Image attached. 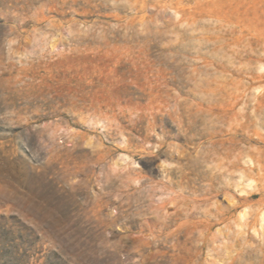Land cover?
<instances>
[{"label":"rangeland","instance_id":"rangeland-1","mask_svg":"<svg viewBox=\"0 0 264 264\" xmlns=\"http://www.w3.org/2000/svg\"><path fill=\"white\" fill-rule=\"evenodd\" d=\"M135 1L0 0V264H264V0Z\"/></svg>","mask_w":264,"mask_h":264},{"label":"bare ground","instance_id":"bare-ground-1","mask_svg":"<svg viewBox=\"0 0 264 264\" xmlns=\"http://www.w3.org/2000/svg\"><path fill=\"white\" fill-rule=\"evenodd\" d=\"M204 1L206 0H158L160 3H165L160 8H170L180 16L186 14L188 6L190 8L193 5V7L199 8L204 4ZM209 2L216 5L218 0H210ZM144 4L146 5L147 3L144 2ZM144 7L134 0L133 9L138 13L144 12ZM249 158L251 164L248 167L242 165L238 167L242 178H244V183H247L246 186L243 185L241 187L243 195L239 197L233 196L232 200L234 207L242 208V213L240 212L242 214L241 218L244 219L242 228L247 229L248 232L251 229L258 232L260 228L264 229V152L259 155H251ZM247 209L249 211H245Z\"/></svg>","mask_w":264,"mask_h":264}]
</instances>
